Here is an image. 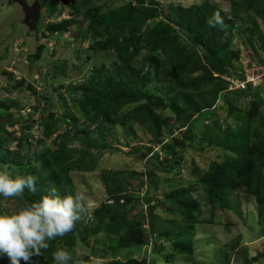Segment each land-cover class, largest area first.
<instances>
[{
  "label": "trees",
  "instance_id": "16d2710c",
  "mask_svg": "<svg viewBox=\"0 0 264 264\" xmlns=\"http://www.w3.org/2000/svg\"><path fill=\"white\" fill-rule=\"evenodd\" d=\"M193 1L126 0L122 5L108 8L102 3L89 6L91 0H62L63 5L59 4V0H44L42 7L47 8L50 16L55 12L61 15L65 6L72 8L69 18L46 23L44 36L68 32L77 23L73 36L91 37L93 42L89 47L95 52H115L117 76L102 78V65L96 68V74L79 84H59V88L66 87V92L71 95L72 105H69L64 93H59V105L43 95V106H39L41 102L30 106L26 116L21 110L15 114L11 111L19 104L15 99L8 101V96L5 99L0 97V108L6 110L2 116H12L10 121L0 124V169L7 166L13 173L17 170L20 175L38 177L35 194L25 190L22 197L15 198L18 208L24 202L39 200L53 185L61 194L78 191L72 185L71 172L95 168L96 163L85 161L88 157L96 159L92 149L100 150L107 146L105 139L119 121L136 141L139 136L134 129L135 124L147 129L151 134L150 144L143 148L133 146L131 150L132 153L142 152V156L153 152L154 157L146 159L143 194L130 190L129 182L123 179L120 170L109 175L105 173V189L113 202L97 207L91 222V219L78 222L72 232L49 241L50 246L42 250L43 255L33 257L40 263L55 264L52 253L58 247L77 255L79 242L89 245L86 240L101 233L118 237V243H111L109 250L92 247L82 257L78 254L84 264H91L97 257L110 259L108 264H156L154 260L148 262L132 256L135 249L148 244L153 235L166 239L165 243H153L156 252L166 251L162 256L164 260L172 261L180 254H188L195 259L194 264L205 262V257L194 258L201 247L195 235L199 223H211L215 218L213 215L199 218L203 214L201 200L187 196L193 191V186H177L165 191L161 197L151 193L158 191L161 185L158 171L174 173L180 168L184 160L183 150L189 145L196 147L198 144L195 146L193 143L197 137L200 138L199 144H216L231 152L223 161L212 162L204 172L198 167L193 170L199 178L196 182L205 189L207 200L213 206L220 203L237 213L239 208L234 206L230 195L238 196L244 189L256 199L259 221L264 220V131L261 130V126L264 127V99L259 95L260 90L253 89L251 85L234 92H224L228 82L222 77H245L244 69L238 71L233 65L241 54L232 45L233 31L243 14L248 15L252 26L241 25L239 34L247 38L257 57L260 55L256 43L264 44V32L260 30L256 17L264 19V0H229L227 14L223 11L226 7L211 0ZM217 11L224 19L223 29L210 27L207 23ZM159 17L162 19L158 20ZM149 19L156 22L148 23ZM81 21H87L88 25L76 35ZM46 46L39 44L28 55L29 60L41 59ZM261 47L264 49V45ZM139 56L140 64L137 65ZM5 73L15 80V88L25 84L24 78L16 80L13 74ZM150 84L151 88H147ZM28 87L37 92L32 84ZM219 97L222 108H227L225 117L217 116V110L221 109L217 105ZM240 98L249 99L248 107L242 106ZM58 106L62 108L60 111L56 110ZM76 108L84 116L83 120L76 116ZM242 111L244 114L239 115ZM35 112L40 114V118H36ZM212 118L211 124L207 122L204 126V134L194 132L196 123H205ZM61 120L69 126L62 133L57 130ZM232 120L243 122L244 126L236 128L231 125ZM36 122L41 132L36 144L46 145L55 134L52 139L55 147H45L41 152L32 150L33 139L27 132ZM254 124L260 126L258 135L252 134ZM8 125H19L20 135H15L14 130L7 128ZM183 126L186 129L182 138H178L173 130ZM93 133L97 136L92 137ZM100 138L105 141H100ZM167 138L169 140L165 141ZM74 141L82 143V147L71 148ZM154 147L164 150L167 156L161 160L159 149L154 152ZM75 155L79 158H74ZM3 198L0 196V213H7L9 211L1 207ZM136 203L147 205V211L141 210L139 215L128 219ZM159 209L169 216L158 214ZM146 218L149 228L143 227ZM224 223L227 228L233 225L228 219ZM238 236L228 245L225 243L213 248L211 256L221 264H230V251L237 249L241 242V234ZM127 250L128 253L125 252ZM124 252L126 254L122 255ZM121 255L123 259L118 258ZM0 264H9L7 257H0ZM104 264L107 262L104 261ZM206 264L214 263L210 259Z\"/></svg>",
  "mask_w": 264,
  "mask_h": 264
},
{
  "label": "rangeland",
  "instance_id": "374dc122",
  "mask_svg": "<svg viewBox=\"0 0 264 264\" xmlns=\"http://www.w3.org/2000/svg\"><path fill=\"white\" fill-rule=\"evenodd\" d=\"M28 1L29 3H33L35 0ZM40 1L43 6L45 4L44 0ZM125 1L126 0H91L89 6L102 3L107 4L106 7L111 8L122 5ZM166 1L171 2L172 0H161L163 3ZM211 1L216 2L220 6L222 5V7H226V9H230L229 0ZM184 2L191 3L194 1L184 0ZM198 2L200 1L198 0ZM64 11L65 15H57L58 12H55L50 16L47 8L44 6L41 9L42 17L37 23V29L35 28V30H33L24 23L25 13L19 3L12 0H0V97L5 99L8 96L10 99L8 101L15 99V101L19 102L16 107L11 109L14 114L17 113L18 110H21L26 116L31 110L30 106L36 105L40 102L42 104H39V106H43L44 103L41 99L43 95L49 96L50 102H55L59 105V93H64L69 101V105H72L71 95L66 92V87L59 88V84H69L70 82L79 84L81 81L91 78L92 74H96V68H99L102 65L104 66L103 71H101L102 78H105L107 75H112L114 78L117 76L115 62H117L118 59L114 54L115 52L101 50L95 52L92 47H89L93 42L91 37L84 38L79 36V38H77V36H73L72 32L77 30V23L72 25L69 28L70 31L68 32L44 36L43 32H47L45 27L46 23L68 18L69 14H71L72 8L65 6ZM247 17L248 15L243 14L242 19L238 20L236 23V29L233 31L232 45H234L235 49L239 50L241 54V58L239 60H235L233 63L237 70L249 69V63H251V61L258 55L255 52V49L252 50L247 38L240 36L239 34V27L241 25L245 24L252 26ZM78 19H81V17H78ZM161 19L162 17L158 18V20ZM256 19L260 30H263L264 32V19L259 17H256ZM154 21L156 22L154 19H149L148 23H153ZM86 25H88V22L83 21L82 29L86 28ZM39 37L40 39H38ZM182 42L184 43L185 41ZM15 43L18 44V46L28 47L30 52L35 51L36 47L41 43L46 44L47 46L43 52L42 58L35 60L34 62H31L28 59L30 61V65L27 66L26 57L29 51L25 53L23 51H18L19 49L17 48L15 50L13 47V44ZM261 45L264 44L261 42L256 43V49L260 50V55L257 58L264 60V49H262ZM140 58L141 56H139L136 60L137 65L140 64ZM15 62L16 64H14ZM6 66L10 67V70H12V68L17 69L16 80H19L21 77L25 78V84L22 87H14L15 80H12V78L5 73L7 70ZM35 69H37V72H35ZM29 84L34 85L37 92L34 93L30 90L28 87ZM147 88H151V84L147 85ZM259 95L264 99V87L261 88ZM218 103V107H221V109L217 110V116L225 117L227 114V108H222L223 104L221 101ZM240 103L245 108L246 106L248 107L250 102L249 99L240 98ZM240 103L239 106H241ZM61 109V106L56 108L57 111H60ZM74 110L76 116L83 120L84 116L80 110L77 108ZM5 113L6 110L0 108V116L4 117L2 115ZM34 114L36 118H40V114L38 112H35ZM242 114H244V111L239 113V115ZM211 121H213V118L210 119V121H204L205 123L199 121L194 126V132L196 134H204L206 130L204 126L207 122L211 124ZM231 125L236 128L244 126L243 122L238 120H232ZM18 126L19 125H8L7 128L9 130H14L15 135H20L21 130ZM68 127L67 123L61 120L58 122L57 130L62 133ZM134 129L137 131L139 136L137 141L132 138L127 128H124L121 124V121L117 122V125L114 126L113 130L105 139L107 140V146L101 147L100 150L92 149L96 159L88 157L85 161L86 163H96L95 168L91 170H73L71 172V179L73 182L72 185L76 190L84 192L87 196L88 202L92 205L91 220H88L89 222H91L94 218V210L97 207H100L102 203L109 202V200H111V197L105 189V173L106 175H109L112 171L120 170L122 172L120 175H122L123 179L129 182V188L131 191H135L137 194H143L145 192V172L147 170L148 162L146 159L151 158V156L154 157V154L153 152H149L146 156H142V152L136 151L132 153L131 148L133 146H141L143 148L145 145L150 144L149 139L151 138V134L147 132L146 128L137 124H135ZM261 130L264 131L263 126H261ZM174 131H176L177 137L181 138V136H183V133L181 132L185 130L183 127H180V129L177 128L176 130H173V132ZM259 131L260 126L254 124L252 127V134L258 135ZM27 133L33 139V151L35 150L41 152L45 147H55L52 143V139L55 134L48 140L46 145L38 146L36 144V140L41 134L40 128H38V126L32 127ZM96 136V133H93L92 137ZM105 140L100 138V141ZM168 140L169 138L165 141ZM199 141L200 138L197 137L193 143L195 146L198 144L196 147L189 145L183 150L182 155L184 160L180 165L181 167L175 170L174 173L168 171H158L161 185L158 191L154 190L151 193L161 197L165 191L171 189L173 190L177 188V186H193V191L188 192L187 196L196 197L201 200V209L203 214L200 215L199 218H209L211 215L215 218L211 223L203 221V223L198 224L195 240L201 243V247L197 250L198 252L195 253L194 258L197 257V259H201L202 257H205V262L202 264H206L207 260L210 261V259L214 264H216V262L221 264L216 257L211 256L210 252L213 251V248L220 247L225 243L228 245L231 243V240L239 237L238 234H241V242L237 249H231L232 251L230 252L232 254L230 264H264V255L258 257V255L264 254V235H262V232H264V220H262V222L259 221L256 199L254 196L247 194L244 189H241L242 192L238 194V196L236 194L230 195V199L232 203L234 202V206L239 208V211L236 213L231 209L222 207L220 203L213 206L207 200L203 185L199 184L198 181L196 182L199 178L193 171L194 169L198 167L199 170L204 172L212 162L223 161L226 156L231 153L230 149L210 143H205V145L204 143L199 144ZM70 147L81 148L82 143L74 141L71 143ZM158 149L159 147H154L153 151L155 152ZM159 151L161 155L160 159L162 160L167 156V154L162 149H159ZM74 158L79 157L78 155H75ZM14 173L19 174L17 170L14 171ZM68 187H70V185ZM1 207H5L9 212H13L18 209V204L15 202V198H3L1 200ZM141 210L146 212L147 205L144 203H136L132 214L128 215V219L132 218L133 215H139V213L142 212ZM157 213L165 217L169 216L160 209L157 210ZM222 219L224 220L222 221ZM227 219L233 224L229 228H227L224 223ZM143 227L149 228L147 218ZM155 236L156 235H153L148 244L143 245L141 248H136L132 256L138 258L139 260L146 259L148 262L150 260H154L156 264H194L193 260L195 259H193V256H189L188 254H180L176 256L175 259H172V261L164 260L162 256L166 253V251L162 253L156 252L153 248V243H165L166 239ZM209 241L211 242L210 244H208ZM86 242L89 243V245H84L79 242V246L77 248L79 257H82L84 254L92 250V247L98 249L105 248L109 250V245L111 243H118V237L111 236L108 233H101L99 235L90 236ZM125 252L128 253L129 250ZM125 252L122 255L126 254ZM122 255L118 258L123 259L124 256ZM246 257L248 261H246ZM103 261L108 264L110 259L104 258ZM32 264L42 263L33 258Z\"/></svg>",
  "mask_w": 264,
  "mask_h": 264
},
{
  "label": "clouds",
  "instance_id": "9594fccd",
  "mask_svg": "<svg viewBox=\"0 0 264 264\" xmlns=\"http://www.w3.org/2000/svg\"><path fill=\"white\" fill-rule=\"evenodd\" d=\"M59 4L63 5L62 0H59ZM223 11L227 14L228 9H223ZM61 15H65V11ZM207 23L210 27L219 26L221 29L225 27L224 19L219 11L214 12L213 16L207 20ZM13 47L15 50L17 48L19 49L18 51L25 53L29 51L28 47L18 46L16 43L13 44ZM30 53L29 51L28 55ZM28 55L26 57L27 66L30 65ZM255 61L264 63V60L257 57L251 63ZM6 69V72L13 74V79H15L17 69L12 68L14 70L12 71L8 66H6ZM222 77L228 82V86L224 92L245 89H231L230 85L231 79L243 80L246 79V76L241 78L239 76L222 75ZM22 78L24 77H21L19 80ZM248 85H251L253 89L261 90L264 87V78L258 81L256 85L251 82ZM219 101L220 97L217 103ZM183 128L185 130L186 126H183ZM173 134L176 135V131ZM37 183L38 177L36 175L15 174L7 166L0 169V196L6 199L22 197L25 190L35 194L37 192ZM91 209L92 205L88 202L84 192L75 191L74 194H61L54 185L51 186L47 194L42 195L39 200L24 202L16 211L0 213V257H7L9 264H21L22 261L24 264H32L33 257L42 256V250L49 248V241L57 237H64L72 232L78 222L90 220ZM52 256L55 264H84L78 258V254L73 255L62 247H58L52 253ZM91 264H104V261L97 257L92 260Z\"/></svg>",
  "mask_w": 264,
  "mask_h": 264
},
{
  "label": "water",
  "instance_id": "95a60500",
  "mask_svg": "<svg viewBox=\"0 0 264 264\" xmlns=\"http://www.w3.org/2000/svg\"><path fill=\"white\" fill-rule=\"evenodd\" d=\"M16 3H19L22 6V9L25 13L24 16V23L31 29H35L37 23L40 21L41 18V9L42 5L40 0H35L32 4L29 3L28 0H12ZM82 24H79L78 31L76 35H79L82 30ZM37 72V69H35ZM12 119L11 115H6L0 118V123L8 122Z\"/></svg>",
  "mask_w": 264,
  "mask_h": 264
},
{
  "label": "built area",
  "instance_id": "2783aa9c",
  "mask_svg": "<svg viewBox=\"0 0 264 264\" xmlns=\"http://www.w3.org/2000/svg\"><path fill=\"white\" fill-rule=\"evenodd\" d=\"M249 66L250 70L245 69L246 79H231V89L246 88L249 82L256 85L258 81H261L264 78V63H259L255 61L252 62ZM35 126H38V124L36 123ZM109 202H113V200L111 199L109 200Z\"/></svg>",
  "mask_w": 264,
  "mask_h": 264
}]
</instances>
